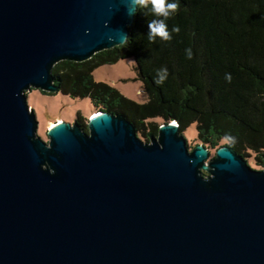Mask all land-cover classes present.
I'll list each match as a JSON object with an SVG mask.
<instances>
[{"label": "water", "instance_id": "water-1", "mask_svg": "<svg viewBox=\"0 0 264 264\" xmlns=\"http://www.w3.org/2000/svg\"><path fill=\"white\" fill-rule=\"evenodd\" d=\"M134 0H0V264H264L263 169L120 113L37 133L27 93L128 36Z\"/></svg>", "mask_w": 264, "mask_h": 264}, {"label": "trees", "instance_id": "trees-1", "mask_svg": "<svg viewBox=\"0 0 264 264\" xmlns=\"http://www.w3.org/2000/svg\"><path fill=\"white\" fill-rule=\"evenodd\" d=\"M159 18L137 6L126 42L81 62H57L52 74L58 91L124 115L145 141L157 134L160 120H176L182 134L196 123V138L208 149L227 144L243 157L255 153L263 165L264 0H179L166 21L172 36L167 41L149 37L148 25ZM174 25L179 32H172ZM126 58L135 60L143 103L94 78L97 67ZM163 68L168 76L158 85ZM76 121L88 131L86 119L78 114Z\"/></svg>", "mask_w": 264, "mask_h": 264}, {"label": "rangeland", "instance_id": "rangeland-1", "mask_svg": "<svg viewBox=\"0 0 264 264\" xmlns=\"http://www.w3.org/2000/svg\"><path fill=\"white\" fill-rule=\"evenodd\" d=\"M96 81L108 83L117 88L123 95L143 103L146 94L142 88V80L135 70L134 58H126L112 64H104L93 72ZM29 106L34 109L38 128L37 133L45 141L48 140L47 131L53 123L58 121L74 122L78 114L86 119L92 116L96 110L92 107L88 97H71L60 91L55 93H43L38 89H32L27 93ZM162 121V120H160ZM137 135L139 136L138 132ZM189 150H192L200 141L197 140L196 123L191 124L184 132ZM140 137V136H139ZM141 138V137H140ZM144 140V138H141ZM216 148L209 149V158L214 157ZM247 163L255 169H263L255 161V153L249 152L245 157Z\"/></svg>", "mask_w": 264, "mask_h": 264}, {"label": "clouds", "instance_id": "clouds-1", "mask_svg": "<svg viewBox=\"0 0 264 264\" xmlns=\"http://www.w3.org/2000/svg\"><path fill=\"white\" fill-rule=\"evenodd\" d=\"M134 4L138 7L149 9L151 12H154L159 19L153 20L149 25V37L152 40H155L157 36L163 40H171L172 36L168 30L167 19L172 16L178 8L179 0H134ZM150 6V8H149ZM135 14V9L131 15ZM179 26H173L172 32H179ZM123 40L127 41V34L124 36ZM187 56L189 59L192 57L191 49L186 50ZM168 76L167 68L158 70L157 78L155 80L156 84H162ZM226 79L231 81V74H226Z\"/></svg>", "mask_w": 264, "mask_h": 264}, {"label": "bare ground", "instance_id": "bare-ground-1", "mask_svg": "<svg viewBox=\"0 0 264 264\" xmlns=\"http://www.w3.org/2000/svg\"><path fill=\"white\" fill-rule=\"evenodd\" d=\"M96 112H97V110H96ZM96 112H95V113H96ZM95 113H94V114H95ZM94 114H93V115H94ZM60 122H61V121H60ZM55 124H56V123H53L52 126H54ZM52 126H51V127H52Z\"/></svg>", "mask_w": 264, "mask_h": 264}, {"label": "built area", "instance_id": "built-area-1", "mask_svg": "<svg viewBox=\"0 0 264 264\" xmlns=\"http://www.w3.org/2000/svg\"><path fill=\"white\" fill-rule=\"evenodd\" d=\"M59 122V121H58Z\"/></svg>", "mask_w": 264, "mask_h": 264}]
</instances>
